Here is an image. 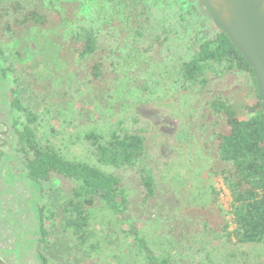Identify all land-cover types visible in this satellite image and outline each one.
<instances>
[{
	"label": "trees",
	"instance_id": "16d2710c",
	"mask_svg": "<svg viewBox=\"0 0 264 264\" xmlns=\"http://www.w3.org/2000/svg\"><path fill=\"white\" fill-rule=\"evenodd\" d=\"M191 7L179 0H0V42H12L26 31L49 36L57 27L71 54L67 73L50 72V82L31 83L30 90L15 64L2 69L6 76L14 74L13 137L25 176L37 185L58 181L38 208L42 264H53L55 253L63 250L60 235L50 237L56 225L61 237L113 264H261L264 113L257 80L207 7L219 27L209 36L196 25L198 6ZM119 16L129 29L125 61L116 55L122 38L113 20ZM233 71L249 74L253 83L255 102L246 107L247 114L242 116L226 97L208 104L217 127L216 161L209 171L220 174L230 189L235 227L225 217L216 226L205 214L195 218L194 227L224 241L214 249L190 239L189 231L175 229L166 215L150 218L154 231L144 230L129 211L154 205L160 181L149 164L147 124L136 105L181 91L202 94L210 76ZM84 92L92 97V107L75 108ZM167 176L173 185L179 174L171 169ZM210 188L211 197L196 190L189 199L197 213L215 206L217 192ZM155 231L165 242L156 243Z\"/></svg>",
	"mask_w": 264,
	"mask_h": 264
},
{
	"label": "rangeland",
	"instance_id": "374dc122",
	"mask_svg": "<svg viewBox=\"0 0 264 264\" xmlns=\"http://www.w3.org/2000/svg\"><path fill=\"white\" fill-rule=\"evenodd\" d=\"M179 1L186 7L191 5L193 9L194 5L198 6V15H201L197 17L199 23L196 25L202 29V36L219 31L200 0ZM204 18H207L205 24ZM113 25L118 28L122 38L116 55L125 61L123 46L129 29L121 16L113 20ZM60 37L59 29L55 27L49 36L41 32L26 31L12 42H0V264H42L38 255L41 237L38 208L45 204L46 194L58 185L56 180L37 185L25 176L22 155L16 149L13 137L15 112L11 107V89L14 86V74L9 71L6 76L2 69L15 64L17 73L24 80L25 90L32 88L31 83L35 85L36 82H50L47 77L50 72L55 74L58 70L61 75L67 73L71 54L69 49L63 47ZM210 81V91L208 87L202 94L181 91L179 94L136 105V113L147 124L148 159L159 178L160 194L159 199L152 203L155 206L133 208L129 215L135 223L148 231H154L148 221L150 218L159 216L164 219L166 215L171 218L175 229L189 231L190 239L202 241L209 249H214L221 248L224 241L215 234L194 227L195 218L205 214L209 224L216 226L225 217L232 229L235 223L230 189L220 174L214 175L209 171V167L216 161L213 135L217 127L208 102L218 96L226 97L245 116L246 107L255 102V94L251 77L245 72L233 71L224 77L210 76ZM50 85L59 89L56 83ZM27 93L30 94L31 91ZM91 98L80 94L73 106L78 108L85 105L89 108ZM168 165L169 169L164 173V168ZM171 169L179 174L173 185L167 176ZM210 185L217 192L215 206L209 205L207 209L197 213L199 208L191 205L189 199L196 190L211 197L213 193ZM59 227L56 225L55 229L52 228L55 232L50 237L56 240L60 235L59 242L63 244V250L55 253L53 264H113L109 257L98 254L90 256L71 239L61 237V233L57 234ZM112 229L119 232L117 226ZM157 233L155 231L154 234L156 243L165 242L164 237ZM121 235L123 234L120 233ZM248 247L249 245L245 246ZM259 251L261 264H264V244L259 245Z\"/></svg>",
	"mask_w": 264,
	"mask_h": 264
},
{
	"label": "water",
	"instance_id": "95a60500",
	"mask_svg": "<svg viewBox=\"0 0 264 264\" xmlns=\"http://www.w3.org/2000/svg\"><path fill=\"white\" fill-rule=\"evenodd\" d=\"M202 1L252 68L264 113V0Z\"/></svg>",
	"mask_w": 264,
	"mask_h": 264
}]
</instances>
